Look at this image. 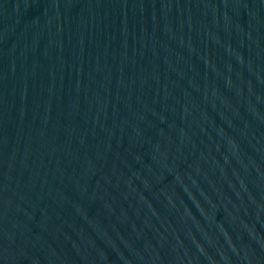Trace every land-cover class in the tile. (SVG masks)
<instances>
[{
  "label": "water",
  "instance_id": "obj_1",
  "mask_svg": "<svg viewBox=\"0 0 264 264\" xmlns=\"http://www.w3.org/2000/svg\"><path fill=\"white\" fill-rule=\"evenodd\" d=\"M0 264H264V0H0Z\"/></svg>",
  "mask_w": 264,
  "mask_h": 264
}]
</instances>
